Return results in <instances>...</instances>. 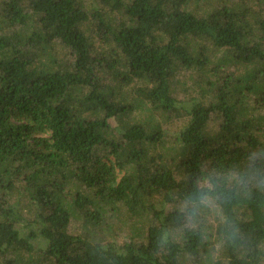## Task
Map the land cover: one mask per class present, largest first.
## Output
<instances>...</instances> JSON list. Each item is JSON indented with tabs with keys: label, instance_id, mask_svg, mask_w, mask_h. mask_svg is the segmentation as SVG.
Here are the masks:
<instances>
[{
	"label": "trees",
	"instance_id": "trees-1",
	"mask_svg": "<svg viewBox=\"0 0 264 264\" xmlns=\"http://www.w3.org/2000/svg\"><path fill=\"white\" fill-rule=\"evenodd\" d=\"M188 4L0 0V264H264V250L157 242L189 175L264 155V20ZM190 69L185 103L174 80ZM169 115L187 117L173 153L158 149ZM122 210L117 244L105 231ZM234 211L264 240V196ZM74 214L97 231L70 233Z\"/></svg>",
	"mask_w": 264,
	"mask_h": 264
},
{
	"label": "clouds",
	"instance_id": "clouds-1",
	"mask_svg": "<svg viewBox=\"0 0 264 264\" xmlns=\"http://www.w3.org/2000/svg\"><path fill=\"white\" fill-rule=\"evenodd\" d=\"M264 196V155L249 156L228 167L208 169L187 177V187L169 209L171 221L157 242L161 247L194 241L211 242V254L226 249L246 258L264 250V240L243 226L234 208L239 202Z\"/></svg>",
	"mask_w": 264,
	"mask_h": 264
},
{
	"label": "rangeland",
	"instance_id": "rangeland-1",
	"mask_svg": "<svg viewBox=\"0 0 264 264\" xmlns=\"http://www.w3.org/2000/svg\"><path fill=\"white\" fill-rule=\"evenodd\" d=\"M256 1L252 0H189L188 9L194 12L195 14H202L210 10L211 7H217L221 6L223 4H229V5H239V6H246L253 7L257 12H259L260 17L264 20V3L256 4ZM91 3V0H86V4ZM249 3V4H247ZM198 72L190 69L181 71L174 80V88L175 93L178 98V100L187 102L191 97H194L197 95L196 88L194 86V81H198L199 76L196 75ZM145 114L135 109L130 115L122 116V119L118 123H112V125H118L121 126L122 123L127 122H133L139 118H144ZM113 119H111L112 121ZM187 121L186 116H180V115H169L167 118L166 124H163L164 128V137H163V145H159L158 149L163 152V150L173 153L169 147L177 149V146H173V137L174 135L185 125ZM213 126V125H212ZM211 128V127H210ZM176 177L179 178L180 174L176 171ZM121 208V207H120ZM130 223L126 217L125 212L122 210L120 212L119 216H111L110 219L107 222V226L110 227V231H105L103 228L99 231H105L107 233V238H110L111 241H116L117 244H121L126 240V236L128 233V229L130 226ZM68 231L75 235H82L86 232L91 233V231H97V230H91L88 231L85 228V225L83 223V219L79 216V214H74L71 216L70 223L68 226ZM44 241L41 239H38L36 242H34V245L36 249L43 248L44 247Z\"/></svg>",
	"mask_w": 264,
	"mask_h": 264
}]
</instances>
